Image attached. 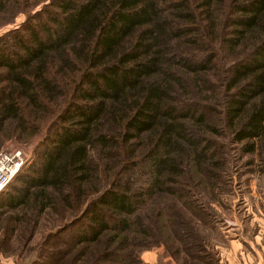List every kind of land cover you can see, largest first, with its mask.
<instances>
[{
  "label": "trees",
  "instance_id": "1",
  "mask_svg": "<svg viewBox=\"0 0 264 264\" xmlns=\"http://www.w3.org/2000/svg\"><path fill=\"white\" fill-rule=\"evenodd\" d=\"M22 14L0 36V141L45 137L0 194V252L47 214L62 223L31 264H142L162 245L219 264L175 203L142 212L216 189L221 129L264 156V0H0V28Z\"/></svg>",
  "mask_w": 264,
  "mask_h": 264
},
{
  "label": "rangeland",
  "instance_id": "2",
  "mask_svg": "<svg viewBox=\"0 0 264 264\" xmlns=\"http://www.w3.org/2000/svg\"><path fill=\"white\" fill-rule=\"evenodd\" d=\"M40 8H36L32 14ZM26 18L27 15L22 14L14 24L0 28V36L20 27ZM225 129L220 130L219 136L211 137L218 144L221 152L219 159L224 163L223 171L219 172L220 180L216 189L212 191L203 185H193L195 203L190 207L178 199L158 195L148 201L142 214L157 210L159 214L160 211L163 212V219H169V206L175 203L178 221L193 227L199 235H203L207 249L215 260H219V264L227 263L226 257L230 254L233 241L234 245L242 247L243 252L252 258V262L257 255L264 257V156L258 155V152L245 154L243 144L235 143L228 135L229 131ZM44 137L45 135L40 136L28 143H20L14 138L2 140L0 155L16 151L20 152L22 157L32 158L33 163L35 151ZM71 215L72 212H69L68 216ZM57 220V215L42 216L30 244L23 245L19 235L15 236L11 246L4 250L7 252H0V264H31L38 256L40 244L46 236L61 225L62 222ZM214 226L218 228L215 229ZM19 234L27 236L23 229ZM171 254L169 248L163 245L155 246L142 253L140 260L142 264H180Z\"/></svg>",
  "mask_w": 264,
  "mask_h": 264
},
{
  "label": "built area",
  "instance_id": "3",
  "mask_svg": "<svg viewBox=\"0 0 264 264\" xmlns=\"http://www.w3.org/2000/svg\"><path fill=\"white\" fill-rule=\"evenodd\" d=\"M32 163L29 156L22 157L20 152L0 155V194L4 192L18 174Z\"/></svg>",
  "mask_w": 264,
  "mask_h": 264
},
{
  "label": "crops",
  "instance_id": "4",
  "mask_svg": "<svg viewBox=\"0 0 264 264\" xmlns=\"http://www.w3.org/2000/svg\"><path fill=\"white\" fill-rule=\"evenodd\" d=\"M244 244L245 243H243V245ZM226 259H227L226 264H264V257L262 255H257V257L254 258L255 260L251 262L252 258L243 252L242 247H238L234 245V241L232 242L231 245L230 254H228V257H226Z\"/></svg>",
  "mask_w": 264,
  "mask_h": 264
}]
</instances>
